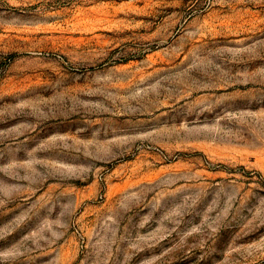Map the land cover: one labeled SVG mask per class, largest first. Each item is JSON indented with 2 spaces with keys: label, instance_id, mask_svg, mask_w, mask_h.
Here are the masks:
<instances>
[{
  "label": "rangeland",
  "instance_id": "rangeland-1",
  "mask_svg": "<svg viewBox=\"0 0 264 264\" xmlns=\"http://www.w3.org/2000/svg\"><path fill=\"white\" fill-rule=\"evenodd\" d=\"M0 264H264V0H0Z\"/></svg>",
  "mask_w": 264,
  "mask_h": 264
}]
</instances>
